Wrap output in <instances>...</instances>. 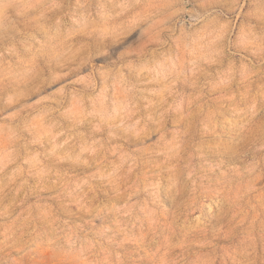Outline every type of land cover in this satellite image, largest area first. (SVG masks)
I'll return each mask as SVG.
<instances>
[{"label": "clouds", "instance_id": "9594fccd", "mask_svg": "<svg viewBox=\"0 0 264 264\" xmlns=\"http://www.w3.org/2000/svg\"><path fill=\"white\" fill-rule=\"evenodd\" d=\"M261 179L264 0H0V264H213Z\"/></svg>", "mask_w": 264, "mask_h": 264}, {"label": "rangeland", "instance_id": "374dc122", "mask_svg": "<svg viewBox=\"0 0 264 264\" xmlns=\"http://www.w3.org/2000/svg\"><path fill=\"white\" fill-rule=\"evenodd\" d=\"M257 187H264V179L257 182ZM251 203L254 204L255 200ZM241 208L246 211L237 210L230 218H226L225 227H221L214 205L211 209L203 207L191 214L181 215L171 225L172 239L181 244L185 240L191 241L192 247L187 253L190 261L197 257L209 256L213 259V264H246L248 260H253L254 264H264L260 218L255 211L247 210L249 208L247 201H241ZM250 231L256 237L254 246L248 239ZM205 240L210 243L201 246ZM161 242L158 240L154 247L159 246ZM174 251L178 252L180 248L177 247ZM41 264L48 262L44 261Z\"/></svg>", "mask_w": 264, "mask_h": 264}]
</instances>
